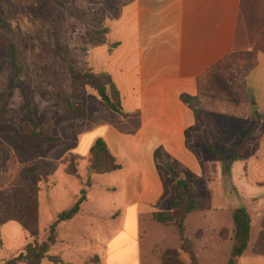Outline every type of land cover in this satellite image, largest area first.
Wrapping results in <instances>:
<instances>
[{"label": "crops", "instance_id": "obj_1", "mask_svg": "<svg viewBox=\"0 0 264 264\" xmlns=\"http://www.w3.org/2000/svg\"><path fill=\"white\" fill-rule=\"evenodd\" d=\"M118 1L111 17L98 5L89 7L88 15L96 18L86 20L92 28H85L107 30L112 38L108 53L114 59L98 58L91 47L85 52L92 55L90 62L97 60L102 65L100 69L90 68L111 76L123 111L115 113L101 99L91 97L88 101L86 97L87 116L81 120L84 131L68 152L81 157V179L67 175L61 166L71 179L62 177L67 183L61 196L55 197L61 206L53 207V220L81 196L88 153L96 139L106 143L121 167L92 174L80 213L58 224L49 255L60 257L66 264H85L94 256L98 264H161L155 250L178 248L180 240L177 234L166 235L171 226L158 227L151 217L154 212L170 209L178 179L192 187L199 182L203 194L209 192L211 208L195 212L215 208V192L220 188L227 193L225 197L235 192L240 198H258L245 192L252 187L249 182L234 179L232 167L241 160L239 156L231 164L229 177L223 173V164L212 160L213 154L198 136V117L215 140L217 155V143H227L233 151L235 143H242L254 125L252 135L264 126V0ZM252 73L259 100L250 93L254 89L248 82ZM242 173L246 179L245 166ZM95 184L104 202L101 196L94 200ZM254 184L264 190V181ZM54 187H46L48 199ZM90 218L101 220L95 235L85 226ZM142 224L148 232L159 228L164 235H141ZM231 232L230 228L227 239H231ZM196 234L194 239H201L204 231ZM218 239L226 240L219 235ZM38 240L44 241L39 235ZM191 240L195 251V241ZM24 241L20 252L31 241L30 236ZM245 251L237 264L240 260L264 264V256L246 255Z\"/></svg>", "mask_w": 264, "mask_h": 264}, {"label": "rangeland", "instance_id": "obj_2", "mask_svg": "<svg viewBox=\"0 0 264 264\" xmlns=\"http://www.w3.org/2000/svg\"><path fill=\"white\" fill-rule=\"evenodd\" d=\"M119 3L118 0H0V150L5 152V170L0 172V190L31 184L32 181L27 175L35 172L40 174L41 168L49 174L47 182L38 183L40 190L42 189L39 196L41 217L37 223L41 240L46 239V229L53 222V207L61 206L55 197L61 196V190L67 183L62 177L71 179L62 172L61 160L68 155L74 140L84 131L80 119L59 110L53 93L57 90L71 92L73 77L69 73V66L78 71L91 69L90 67L102 68L97 60L90 62L92 55L85 52L87 48H93L100 59H114L108 53V40L112 39L111 35L106 34L103 29L85 31V28H92V24L88 25L86 20L92 22L96 18L88 15L89 7L98 5L101 7L100 11L107 12L111 17ZM87 32H94L92 34L96 40H89ZM12 43L19 47L22 53L23 72L20 76L16 75L13 64L10 49ZM63 49L66 50L67 61L61 58ZM248 82L254 87L250 90L251 95L257 100L261 99L260 91L254 86L253 73ZM257 83L260 88L259 78ZM86 97L88 101L91 97L100 99L87 88L85 107ZM43 125H51V134L60 139L57 143L43 145L22 128L24 126L32 129ZM244 140L243 138L242 141ZM239 142L241 141L235 143V146L239 145ZM85 143L86 138L82 140L81 146ZM217 151L222 156H228L232 152L227 143H217ZM238 156L241 160L234 162L232 167L234 179H239L241 183L249 182L252 187L247 188L245 192L248 196L258 198H240L235 192L225 197L227 193L220 188L215 192V208L207 212H194L188 216L185 236L195 241V251L201 264L227 263L232 243L231 239L227 238L232 225V213L236 208L245 207L251 219L246 255L251 253L261 229L264 190H260L254 181H264V126H260L248 138L245 148L238 152ZM244 166L246 179L242 178ZM83 171L84 166L81 163L79 172ZM51 184H55V187L48 199L45 192L46 187ZM193 188L192 198L197 202L206 192L203 194L199 182H194ZM97 190L99 189L95 184V201L102 197L101 192L98 195ZM102 199L104 202L105 198ZM86 223V229L92 230L90 235H95L101 227L100 219L90 218ZM156 225L161 227L158 223ZM146 227L145 224L141 225V235H164V230L153 228L148 232ZM221 229L229 230L226 240L218 239ZM198 230H203L204 235L195 240L194 235ZM165 232L166 235L177 234L173 227ZM26 235L27 232L16 222H7L0 226V264L20 253ZM222 235H226L225 231ZM230 235H233L232 232ZM246 263V260H240L239 264ZM85 264L93 263L90 261Z\"/></svg>", "mask_w": 264, "mask_h": 264}, {"label": "trees", "instance_id": "obj_3", "mask_svg": "<svg viewBox=\"0 0 264 264\" xmlns=\"http://www.w3.org/2000/svg\"><path fill=\"white\" fill-rule=\"evenodd\" d=\"M107 32L106 29H103ZM88 39L95 41L94 32H87ZM115 45V43H114ZM13 64L17 76L23 72L22 53L19 47L14 43L10 45ZM61 58L67 61L66 50L63 49ZM69 73L73 77L71 83V92L57 90L53 93V98L59 110L62 113H68L75 119L83 120L87 116L84 99L87 94V88H90L101 101L113 112L121 114L123 111L121 95L111 76L107 72L95 71L92 68L84 71H78L69 66ZM200 124L198 136L204 143L209 152L213 154L214 161L223 164V173L229 177L231 164L238 159V152L246 146V141L252 135L257 125H254L247 134L245 140L235 146L231 155L224 158L217 155L214 149L215 140L207 133L203 121L198 117ZM23 130L31 136L36 137L41 144L57 143L60 139L51 134V125L36 126L35 128H26ZM63 171L70 176L81 179L78 175V165L81 157L68 153L62 160ZM120 164L110 153L106 143L98 138L91 146L87 157V176L82 182V193L78 200L69 208L57 213L53 222L47 227V237L44 241L38 240V194L39 182H47L49 174L42 168L40 174L32 173L27 177L32 183L25 186H18L0 190V226L8 221L18 223L30 236L29 241L14 258L3 264H44L48 261L53 264H66L60 257L49 255V249L56 241V229L59 223L70 220L80 213L81 203L86 199V194L91 184L92 174H104L120 169ZM5 170V152L0 150V172ZM175 176V173H174ZM176 185V198L170 209L157 211L152 214V220L164 225L171 226L177 232L180 240L178 248L156 249L154 254L161 264H200L194 251L192 240L185 236L186 219L188 215L195 211H206L211 208V197L209 192L199 201L195 202L192 198L193 187L183 179H178ZM251 219L245 207L236 208L232 213V237L231 249L226 264H237L239 257L248 247ZM225 231L226 235H222ZM221 229L218 233L220 239H226L229 232L227 229ZM201 232L196 234V237ZM255 255L264 256V214H262L261 229L258 232L257 239L251 248ZM98 264V257L94 256L87 263Z\"/></svg>", "mask_w": 264, "mask_h": 264}]
</instances>
